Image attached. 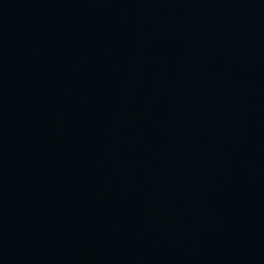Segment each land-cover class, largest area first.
Instances as JSON below:
<instances>
[{
    "label": "water",
    "instance_id": "water-1",
    "mask_svg": "<svg viewBox=\"0 0 264 264\" xmlns=\"http://www.w3.org/2000/svg\"><path fill=\"white\" fill-rule=\"evenodd\" d=\"M0 264H264V0H0Z\"/></svg>",
    "mask_w": 264,
    "mask_h": 264
}]
</instances>
